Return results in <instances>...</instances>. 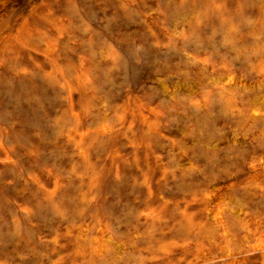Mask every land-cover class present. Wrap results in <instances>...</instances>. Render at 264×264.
<instances>
[{"label": "clouds", "instance_id": "clouds-1", "mask_svg": "<svg viewBox=\"0 0 264 264\" xmlns=\"http://www.w3.org/2000/svg\"><path fill=\"white\" fill-rule=\"evenodd\" d=\"M0 264H264V0H0Z\"/></svg>", "mask_w": 264, "mask_h": 264}]
</instances>
